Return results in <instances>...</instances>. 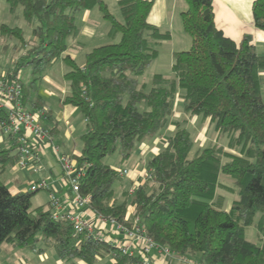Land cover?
I'll use <instances>...</instances> for the list:
<instances>
[{"label":"trees","instance_id":"trees-1","mask_svg":"<svg viewBox=\"0 0 264 264\" xmlns=\"http://www.w3.org/2000/svg\"><path fill=\"white\" fill-rule=\"evenodd\" d=\"M185 1L181 19L191 46L173 54L170 76L155 74L151 83L146 72L171 39L169 31L149 22L152 0H119L121 19L105 0H7L12 12L22 8L32 38L27 41L21 28L5 24L0 31L27 50L12 73L17 77L23 68L32 69V83L26 87L22 82L24 105L35 82L57 60L69 66L65 78L71 94L64 102L76 106L87 121L75 160L84 173L81 193L90 197L96 214L132 227L126 220L132 204L148 236L178 256L203 264H264V53L251 34L237 42L217 27L213 0ZM94 8L109 22V36L119 41L94 48L80 67L67 55L68 41L79 33L78 14ZM252 13L255 28L264 32V0L253 3ZM178 98L187 117L209 120L216 133L194 154L188 119H173ZM33 105V112L44 111ZM6 116L0 109V121ZM47 119L45 112L42 120ZM171 119L175 132L147 164L151 178L118 202L115 184L121 175L105 158L118 151L129 159ZM17 147L15 140L8 149L0 147V172L18 162ZM34 193H12L0 180V248L11 244L38 253L53 248L66 262L96 264L112 255V264H145L97 235L75 234L50 209L33 207ZM249 227L255 228L259 244L247 239Z\"/></svg>","mask_w":264,"mask_h":264},{"label":"crops","instance_id":"crops-1","mask_svg":"<svg viewBox=\"0 0 264 264\" xmlns=\"http://www.w3.org/2000/svg\"><path fill=\"white\" fill-rule=\"evenodd\" d=\"M105 1L110 7V2L108 0ZM113 1L115 3L119 2V0ZM152 1L153 7L149 13V22L159 28H165L172 34L173 30L170 23L172 18L173 20L175 19L177 21V25L176 29H174L177 30V32L179 31L177 34L183 38L181 39V44L185 46L179 51L188 50L192 41L191 38L185 37L181 19V13L187 9L185 0H183V2L181 1V6L178 9L175 8L174 5H167L166 0ZM213 1L217 27L223 30L228 37L237 42H240L244 35L251 34L258 52L264 53V32L255 28L252 13L253 3L256 0ZM97 16H100L104 20V23L106 22L98 8L80 12L77 16L79 33L77 37L71 38V41L68 42L69 48L67 55H70L80 67L85 66L86 55L93 50L81 53L85 47L84 39L88 40L87 37H91L93 40L99 33L97 29L99 28L97 25ZM103 29V37L108 36L109 38H113L108 34L110 24L105 23V25H103ZM170 40H168V42H172L174 40L173 37ZM26 54L27 50L23 49L21 58L25 57ZM21 58L19 60H21ZM19 60H15V66ZM14 68L12 71L0 73H13ZM69 69V66L62 58L57 60L42 75L40 80L35 82L34 88L30 90V95L27 96V100L24 105L26 109L33 111V109H35L33 104L37 103L40 108L44 107V111L37 109L35 112H41L42 114L46 112L51 117V119L47 120L41 119V123L44 127L53 130L51 132L52 142L41 145L39 148L41 154L39 170L34 172L30 167L22 168L17 162L13 166L7 167L3 172H0V180L8 186L12 193L31 191V187L33 185L40 183L42 180H46L49 187L44 190L47 193L37 196L39 200L36 201L37 204H35L34 207L43 206L46 209H50L51 212H53V209L50 206L52 195L60 198L63 210L66 211L70 208L74 193L71 190L67 177L59 162V157L69 155L75 159L80 156L83 149L82 135L87 130V121L81 111L76 106L64 102L65 98L71 94L70 83L65 78ZM21 72L22 70L19 71L16 76L23 82L24 79ZM260 79L263 84L262 88L264 93V71H261ZM32 81L33 74L30 75L28 82L23 83L26 87H28ZM147 82L151 83L150 81ZM37 96L40 97V100H38ZM176 105L177 107L175 109L173 119L175 120V117L179 119L187 118L188 128L190 130L192 127L191 122L193 117H187L184 114L183 99L178 98ZM198 118H200V120L197 121V125H199V127L204 125L206 128V131L203 133L204 139L201 138V135H199L198 140L196 139L197 142L202 141V143L205 142V139L207 140V144L205 146H199L200 148H203L216 139V133L209 120L200 116H198ZM174 132L175 126L173 125L171 119V122L159 136L155 138H146L139 144L133 156L127 159L128 163H126V166H118V164H114L113 162L106 163L114 170L121 168L129 171L128 175L121 176L120 180L115 184L116 199L118 202H122L126 192L132 194V189H136L146 183L147 164L149 160L153 156L157 155L166 146V140ZM210 132L214 134V138L212 139H208ZM13 143V138L11 139L9 134L0 126V147L8 149ZM54 147L58 148L57 154L54 151ZM36 148L38 149V146H36ZM126 161L120 159L119 163H125ZM39 190L35 191V193ZM83 212L84 218L94 226L96 234L102 236L106 241L108 240V242H114L121 239V235L116 230V226L110 220L96 214L89 206ZM135 218L136 207L129 204L126 220L133 223ZM0 254L5 255V258H3L2 261L3 264H88L81 260L70 262L61 260L53 248H49L44 253H38L37 251L28 248L11 244H3L0 248ZM149 257L151 264H181L179 257L182 256L166 254L159 250H153ZM183 257L197 260L193 257ZM113 261L112 255H108L107 257L100 259L96 264H112Z\"/></svg>","mask_w":264,"mask_h":264},{"label":"built area","instance_id":"built-area-1","mask_svg":"<svg viewBox=\"0 0 264 264\" xmlns=\"http://www.w3.org/2000/svg\"><path fill=\"white\" fill-rule=\"evenodd\" d=\"M0 109L6 111L7 116L0 121V126L12 137L17 143V152L19 154L18 165L22 168L30 167L34 172L39 170L41 162L40 146L52 142L50 129L44 127L41 123L42 113L33 112L25 108L23 104V83L19 77L12 73H0ZM38 146V149L36 148ZM56 154L58 148L54 147ZM59 162L67 177V181L74 193L73 200L68 210L62 209V203L59 197L51 196L50 206L53 209V218L68 221L72 226L75 234H85L87 236L97 235L94 226L84 218V210L90 204V197L84 196L80 189V179L84 175L79 170L76 160L69 155L59 157ZM119 175H128L126 169H116ZM151 176L147 174L146 179ZM49 185L46 180L36 183L31 187V191L46 189ZM136 189H132L134 193ZM101 216V215H100ZM107 219V218H106ZM115 226L121 239L112 243L124 255L140 256L145 264H150V253L153 250H159L166 254H175L168 247H164L155 242L141 224L139 217H136L133 226L128 227L115 219H108ZM108 241V240H107ZM176 255V254H175ZM177 256V255H176ZM181 264H203L202 262L186 257H179Z\"/></svg>","mask_w":264,"mask_h":264},{"label":"rangeland","instance_id":"rangeland-1","mask_svg":"<svg viewBox=\"0 0 264 264\" xmlns=\"http://www.w3.org/2000/svg\"><path fill=\"white\" fill-rule=\"evenodd\" d=\"M110 7L109 10L111 11V13L118 19H121V12H120V7L118 3H115L113 0L110 1ZM167 1V5H174L175 8H179L181 6V1L183 2V0H166ZM186 5L187 2L185 1ZM22 8L18 7L14 12H12L10 10V6L7 2V0H0V27L2 26V24L9 26L10 28H21L25 34V37L27 39V41L31 40L32 38V28L27 24L26 20L23 17V13H22ZM98 18V23L97 25L99 26L98 31L99 33L97 34L96 37H94V39L92 40L91 37H87L88 40L84 39V49L81 51L82 52H86V51H91L92 49H94L95 47L98 46H102V45H106V44H110V43H116L119 41V38H109L108 36H104L102 35L103 32V25L109 24V22H105L104 20L100 17L97 16L96 19ZM95 19V22H96ZM176 25H177V21L173 18L171 19V23L170 26L173 30L172 34H171V38L173 37V41L172 42H164V44L161 46V48L159 49V56L157 58V60L154 62V64L148 69V71L146 72L145 75V79L147 81H152V78L155 74H163L166 76H170L171 73V68H172V64H173V54L175 51H179L182 50L185 46L182 45V37H180L177 33L176 29ZM175 28V29H174ZM163 31H168L165 28H160ZM185 37H189L190 36L186 35L184 32ZM71 39V38H70ZM69 39L68 42H70L71 40ZM171 41V40H170ZM21 49V50H19ZM22 50L23 48L20 46L19 44V40L17 38H11L9 36H4L1 34L0 31V72H9L12 71L13 68L15 67V60H19L21 58L22 55ZM173 50V51H172ZM81 59V58H80ZM83 59V57H82ZM57 69V68H56ZM21 74L23 75V79H24V83L28 82V79L30 77V75L32 74V69L29 68H23ZM263 99H264V93H263ZM200 120V118H198V116H193L192 118V122L191 125L192 127L190 128V131L193 133V138L195 140V146L193 149V154L200 148L199 146H205L207 143V140L205 139V142L202 143V141L197 142L199 135H201V138L204 139L203 133L206 131V128L204 125L200 126L197 125V121ZM194 130V131H193ZM201 133V134H200ZM214 138V134L212 132H210L208 139H212ZM197 139V140H196ZM200 140V139H199ZM122 159V157L120 156V153L117 151L115 154L111 155V156H107L104 160L105 163H116L118 164V166H126V163H128V160L125 163H119V160ZM125 164V165H124ZM44 193H47L44 189L39 190L38 192L34 193L33 195V199H32V204L33 207L35 206L36 201L39 200V198L37 196L40 195H44ZM223 194L227 195L226 193ZM228 199L230 201L231 196L228 195ZM227 202V208L229 207L231 202ZM246 234H247V239L251 242L254 243H258V238L256 236V230L254 227H249L246 230ZM259 244V243H258ZM5 255L4 254H0V264H3V258Z\"/></svg>","mask_w":264,"mask_h":264}]
</instances>
